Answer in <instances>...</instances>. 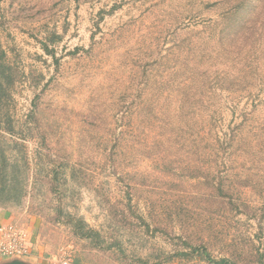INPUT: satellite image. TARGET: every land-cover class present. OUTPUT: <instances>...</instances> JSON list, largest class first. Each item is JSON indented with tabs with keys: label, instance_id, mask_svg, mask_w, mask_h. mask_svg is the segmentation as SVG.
Wrapping results in <instances>:
<instances>
[{
	"label": "rangeland",
	"instance_id": "obj_1",
	"mask_svg": "<svg viewBox=\"0 0 264 264\" xmlns=\"http://www.w3.org/2000/svg\"><path fill=\"white\" fill-rule=\"evenodd\" d=\"M261 1L0 0V222L36 264H204L185 239L264 264Z\"/></svg>",
	"mask_w": 264,
	"mask_h": 264
},
{
	"label": "trees",
	"instance_id": "obj_2",
	"mask_svg": "<svg viewBox=\"0 0 264 264\" xmlns=\"http://www.w3.org/2000/svg\"><path fill=\"white\" fill-rule=\"evenodd\" d=\"M243 7H244V1L242 2V4L240 3L238 5L231 7L230 9H227V11L224 13L223 20L221 22H215L214 25L216 27L221 28L224 33L231 35L234 32L233 31L234 28L237 26L235 23L237 22L239 13H241ZM248 26H252L251 29L257 28V31H259V38L254 43H252L253 45L250 44L251 49L248 52V58L246 57L249 62L247 66L253 68L256 67L258 63L261 62H262L261 66H264V0L261 1L260 6H255L254 16L252 18V21L248 24ZM6 57H7L6 52L3 50L0 51V59L3 60ZM251 57H254L255 65L252 64L253 59ZM12 68H13L12 65L11 67L8 66V69H6L5 72H3L2 69L0 68V98L6 97V95L3 94L6 93V88L10 84V81L12 80L11 78L13 75ZM183 97H185V95ZM211 99L213 98L211 97L202 98L200 104L198 105L199 109L202 110L201 106L205 104V101ZM246 119L249 120L248 118ZM209 121H211L214 124H216V122L219 121V118L217 117L216 113L210 114ZM243 125L244 123L240 125L239 129H243ZM238 131H236L233 135L232 133H228V132L225 135H222L220 131L218 132L219 134L217 136L218 147L221 141H225L226 144L222 146V148L225 149L224 152H220L218 149L215 150L217 154V159L220 158V160H229V159L231 160V157L235 155V152L241 150L240 145H236L235 147L233 145V143L234 144L239 143V139L237 138ZM253 155H255V153L252 154L250 153V157H252ZM3 191L6 192L8 190L3 188ZM5 192H1V193L3 194ZM0 208H1V204H0ZM88 233H91V231H88ZM185 240H186L184 241L185 249L180 250L178 253L180 254V257H187L188 256L187 252H189L190 254L196 253L198 255L197 258L199 259V262H203L204 264H238L236 259L237 253L235 250L229 251V253H227L228 255H225L221 258H217L212 256L209 246L205 244L204 241L201 242V245L196 246L193 245L189 239H185ZM184 250H188V251H184Z\"/></svg>",
	"mask_w": 264,
	"mask_h": 264
},
{
	"label": "built area",
	"instance_id": "obj_3",
	"mask_svg": "<svg viewBox=\"0 0 264 264\" xmlns=\"http://www.w3.org/2000/svg\"><path fill=\"white\" fill-rule=\"evenodd\" d=\"M29 230L13 222L0 225V259L29 258L32 255L30 248ZM62 264H72L66 260Z\"/></svg>",
	"mask_w": 264,
	"mask_h": 264
},
{
	"label": "crops",
	"instance_id": "obj_4",
	"mask_svg": "<svg viewBox=\"0 0 264 264\" xmlns=\"http://www.w3.org/2000/svg\"><path fill=\"white\" fill-rule=\"evenodd\" d=\"M3 216H5V214H4V212L2 210H0V220H3ZM2 224H3V222H0V225H2ZM29 244H30V248H31V251H32V256H30L29 259L26 260V262H29L31 264H36L37 263V258L35 256V253H36V250H37V245H35V243L33 241V237H31ZM8 260L7 259H0V264L2 262L8 261Z\"/></svg>",
	"mask_w": 264,
	"mask_h": 264
},
{
	"label": "water",
	"instance_id": "obj_5",
	"mask_svg": "<svg viewBox=\"0 0 264 264\" xmlns=\"http://www.w3.org/2000/svg\"><path fill=\"white\" fill-rule=\"evenodd\" d=\"M1 264H31V263L26 262V260H24V259L11 258L8 261L2 262Z\"/></svg>",
	"mask_w": 264,
	"mask_h": 264
}]
</instances>
